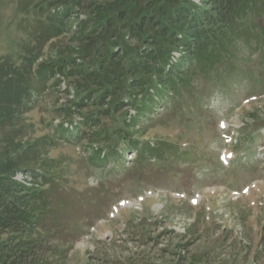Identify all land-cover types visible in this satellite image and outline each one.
<instances>
[{
    "label": "rangeland",
    "instance_id": "1",
    "mask_svg": "<svg viewBox=\"0 0 264 264\" xmlns=\"http://www.w3.org/2000/svg\"><path fill=\"white\" fill-rule=\"evenodd\" d=\"M54 1L0 0V58L20 66L33 48L29 27H35L50 31L37 64L65 55L81 56L79 64L91 61L90 13L117 9L121 2L84 1L86 9L58 27L48 18ZM146 1L132 0V7L140 11ZM238 26L228 55L212 66L192 69L179 97L160 102L151 117L136 126L126 123L135 115L134 108L107 114L113 99L101 108L103 127L125 131L102 143L105 151L122 149L129 139L167 143L157 160L131 167L134 159L127 154V168L110 172L87 163L81 142L52 141L56 124L68 126L82 117L67 119L59 108L101 88L78 78L63 80L59 87L39 85L34 104L20 119L22 133H11L10 146L5 140L11 128L0 133V156L8 151L10 158L16 157L21 143L35 138L48 141L44 152L57 160L53 169L64 176L55 189L56 206L72 231L67 239H78L69 254L72 264H87L94 240L110 241L129 220L142 216L165 220L179 234L191 228L196 239L187 264H255L256 253L264 247V5L247 11ZM106 41L114 45L111 35ZM119 72L116 68L117 76ZM110 78L105 72V84ZM125 82L118 78L112 86L124 87ZM152 89L148 86L145 91ZM125 95L120 92L119 97ZM82 112L98 113L99 107L90 102ZM90 132L86 130V136ZM16 177L22 179L21 173ZM80 226L86 231L78 230ZM259 264H264V256Z\"/></svg>",
    "mask_w": 264,
    "mask_h": 264
},
{
    "label": "trees",
    "instance_id": "2",
    "mask_svg": "<svg viewBox=\"0 0 264 264\" xmlns=\"http://www.w3.org/2000/svg\"><path fill=\"white\" fill-rule=\"evenodd\" d=\"M84 1L55 0L50 4L53 12L49 20L58 27L68 25L73 15L86 9ZM117 1L121 2L117 9L90 13L94 57L89 63L79 64L81 56L65 55L37 64V55L50 41V31L35 27H29L33 48L20 66L0 58V133L9 128L12 131L5 140L7 146L11 133L23 131L20 119L34 104L35 88L41 84L59 87L63 80L78 78L101 88L59 108L67 119L82 117L68 126L56 124L53 142H81L87 163L110 172L127 168V154L134 159L131 167L163 157L167 143L162 141L152 144L129 139L122 149L105 151L101 144L125 131L103 127L98 116L101 108L108 99H113V105L107 114L134 108L135 115L126 122L129 127L151 117L160 102L168 101L169 96L179 97L192 69L200 64L212 66L228 55L226 49L240 32L238 23L247 11L264 5V0H147L138 11L132 7V0ZM107 35L113 38V46L106 41ZM128 42L134 47H128ZM116 68L120 70L118 76ZM105 72L112 76L110 89L104 88L108 86L103 80ZM140 72L144 76L138 78ZM118 78L126 79V86H112ZM148 86L152 91H145ZM120 92L126 93L125 97H119ZM90 102L99 107L98 113L82 112ZM86 130H91L87 136ZM47 142L35 138L21 143L15 158H10L8 151L0 156V264H72L69 254L78 239H67L72 231L56 206L55 189L64 176L53 169L57 160L44 152ZM18 173L28 176L31 184L16 180ZM166 223L149 216L129 220L110 241L94 240L95 250L89 253L87 264H187L196 235H191V228L179 234ZM78 230L83 233L86 226ZM263 248L256 253L255 264L264 256Z\"/></svg>",
    "mask_w": 264,
    "mask_h": 264
},
{
    "label": "built area",
    "instance_id": "3",
    "mask_svg": "<svg viewBox=\"0 0 264 264\" xmlns=\"http://www.w3.org/2000/svg\"><path fill=\"white\" fill-rule=\"evenodd\" d=\"M21 176H22V179H19V177H16V180L22 183H26L28 185L31 184L30 178L28 176L24 175L23 173H21Z\"/></svg>",
    "mask_w": 264,
    "mask_h": 264
}]
</instances>
